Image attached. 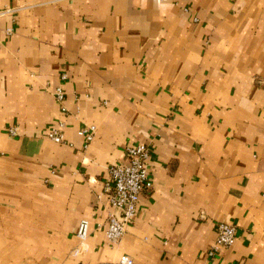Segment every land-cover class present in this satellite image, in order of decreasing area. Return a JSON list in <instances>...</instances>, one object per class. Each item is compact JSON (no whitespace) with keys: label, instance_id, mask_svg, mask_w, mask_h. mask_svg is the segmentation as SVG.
<instances>
[{"label":"crops","instance_id":"1","mask_svg":"<svg viewBox=\"0 0 264 264\" xmlns=\"http://www.w3.org/2000/svg\"><path fill=\"white\" fill-rule=\"evenodd\" d=\"M139 144L152 188L111 245L108 169ZM124 256L264 264V0H0V264Z\"/></svg>","mask_w":264,"mask_h":264},{"label":"built area","instance_id":"2","mask_svg":"<svg viewBox=\"0 0 264 264\" xmlns=\"http://www.w3.org/2000/svg\"><path fill=\"white\" fill-rule=\"evenodd\" d=\"M163 1V0H162ZM197 22V19H194ZM62 80L66 75L61 76ZM54 98L61 105V112L65 114L66 109L63 105L65 95L63 89L58 86L54 90ZM57 128L51 129L47 133V138L52 142L65 145L62 129L64 123L59 122ZM95 126L88 125L78 131V136L84 141L86 147L95 136ZM10 135L15 134L14 129H9ZM149 147L145 144L129 146L126 148V160L118 165H111L108 169V178L104 185L103 195L112 213L107 217L104 235L107 243L118 244L123 238L126 227L132 222L138 211V203L144 192L150 191L152 182L149 177ZM89 234V223L82 219L76 229V238L82 247L84 246ZM236 241V228L227 223H220L216 228V238L209 252L213 256L221 249H228ZM119 264H133L127 257H121Z\"/></svg>","mask_w":264,"mask_h":264}]
</instances>
